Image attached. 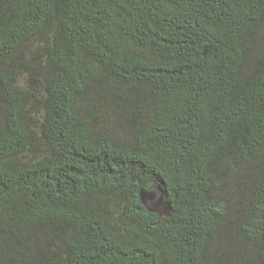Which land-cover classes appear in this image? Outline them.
Listing matches in <instances>:
<instances>
[{
    "label": "trees",
    "instance_id": "obj_1",
    "mask_svg": "<svg viewBox=\"0 0 264 264\" xmlns=\"http://www.w3.org/2000/svg\"><path fill=\"white\" fill-rule=\"evenodd\" d=\"M0 264H264V0H0Z\"/></svg>",
    "mask_w": 264,
    "mask_h": 264
},
{
    "label": "rangeland",
    "instance_id": "obj_2",
    "mask_svg": "<svg viewBox=\"0 0 264 264\" xmlns=\"http://www.w3.org/2000/svg\"><path fill=\"white\" fill-rule=\"evenodd\" d=\"M147 202L151 205L154 206L156 209L163 208L164 206L162 205V197L161 193L157 190L154 189L149 196L147 197Z\"/></svg>",
    "mask_w": 264,
    "mask_h": 264
}]
</instances>
